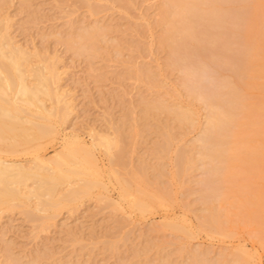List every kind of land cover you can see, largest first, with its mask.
Instances as JSON below:
<instances>
[{"label": "rangeland", "instance_id": "1", "mask_svg": "<svg viewBox=\"0 0 264 264\" xmlns=\"http://www.w3.org/2000/svg\"><path fill=\"white\" fill-rule=\"evenodd\" d=\"M162 2L0 0V19L6 21L9 37L33 58L38 49L45 63L56 65L58 89L69 105L63 119H52L50 135L15 142L12 148V139L0 140V158L15 160L28 171L35 168V156L54 158L64 143L78 138L69 145L83 148L76 165L86 151L91 159L87 166L94 168L89 177L97 180L88 194L55 210H36L34 197L31 212L17 205L1 208L0 264H229L237 258L264 264V245L235 208L229 216L221 215L220 229L203 221L208 212L204 190L221 186L220 169H214L218 162L206 155L204 143L210 109L206 98L190 93L184 72L169 62L168 47L160 43ZM99 27L98 43L79 47L80 36ZM231 73L219 59L204 64L193 87L213 93ZM152 101L190 110L192 121L181 124L166 108L144 116L146 102ZM180 150L188 153L184 165L174 162ZM142 167L147 179L137 184L131 174L143 173ZM33 179L26 184L33 186ZM139 187L144 210L130 204ZM147 192L155 197L147 198ZM170 223L181 230L174 231Z\"/></svg>", "mask_w": 264, "mask_h": 264}, {"label": "bare ground", "instance_id": "2", "mask_svg": "<svg viewBox=\"0 0 264 264\" xmlns=\"http://www.w3.org/2000/svg\"><path fill=\"white\" fill-rule=\"evenodd\" d=\"M228 2L229 0H163L160 12L164 29L159 37L160 43L168 47L171 59L169 62L179 66L184 72V83L190 93L206 98L210 109L203 140L209 147L206 155L218 162L214 169H220L218 180L221 186L206 187L204 190L208 212L203 221L212 228L220 229L224 221L220 220L221 215L229 216V209L235 208L241 220L253 225L255 236L264 245V0H237L236 5L232 3L234 6ZM2 22L7 24L4 19H0V140L12 139L8 144L12 148L15 142L26 144L37 137H45L47 133L50 135L55 129L52 126L55 120L52 119H63L69 105L61 88L58 89L59 72L56 65L45 63V57L37 53L38 49L33 51V56H37L33 58L32 52L11 40L7 25ZM98 29L100 27L83 33L80 36L83 41H80L79 47H94L101 35ZM215 48L217 51L213 52L212 49ZM206 50L208 52L203 54ZM218 59L221 63L230 65L231 79L225 78L213 93L195 91L193 86H198L204 64L216 63ZM30 75L33 76L32 80L28 78ZM46 100H51L52 104ZM31 107L37 110L33 113ZM165 108L181 124L192 121L190 110L179 106L168 107L161 101L146 102L144 116L148 117L149 110ZM77 139L68 142L76 145ZM168 139H164V143H168ZM64 144L60 153H54V158L35 156V160L32 159L35 168L28 171L15 160L0 158V209L17 205L31 212V197H34L36 210H55L89 193L97 183L96 179L95 181L89 177L94 174L89 171L94 168L87 166L91 159L84 151L79 159L82 163L76 165L80 158L76 154L79 151L82 153L83 148H71L70 143ZM118 144H112L116 147L113 151H116ZM182 150L178 154L176 152V164L182 159L188 160V153ZM156 153L157 151L155 156ZM113 156L114 153L111 154ZM140 171L144 174H131L132 181L137 184L144 183L146 178L143 176V167ZM28 178L35 179L33 186L26 184V179L30 180ZM74 183L75 186L72 185ZM122 187V191L126 192L127 188L124 185ZM137 192L138 195L130 204L144 210L141 197L144 192L140 187ZM153 194L147 192V198H154ZM229 197L231 199H227ZM224 203L228 205L225 207ZM39 217V222L43 224L45 217ZM176 224L168 225L174 231L181 230ZM244 259L246 258H237L234 263L229 264H246Z\"/></svg>", "mask_w": 264, "mask_h": 264}]
</instances>
